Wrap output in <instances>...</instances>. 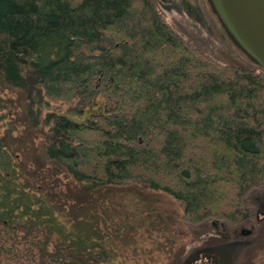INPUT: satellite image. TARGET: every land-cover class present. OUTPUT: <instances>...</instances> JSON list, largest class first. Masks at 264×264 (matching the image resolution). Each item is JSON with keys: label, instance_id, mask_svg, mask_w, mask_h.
Wrapping results in <instances>:
<instances>
[{"label": "trees", "instance_id": "trees-1", "mask_svg": "<svg viewBox=\"0 0 264 264\" xmlns=\"http://www.w3.org/2000/svg\"><path fill=\"white\" fill-rule=\"evenodd\" d=\"M56 101L102 111L34 110ZM0 109V264H109L141 190L187 225L255 220L264 73L215 62L153 0H0Z\"/></svg>", "mask_w": 264, "mask_h": 264}, {"label": "rangeland", "instance_id": "rangeland-1", "mask_svg": "<svg viewBox=\"0 0 264 264\" xmlns=\"http://www.w3.org/2000/svg\"><path fill=\"white\" fill-rule=\"evenodd\" d=\"M153 1L176 30L215 62L259 70L231 40L208 0ZM1 98L12 100L16 95L5 94ZM41 109L34 107L41 111L42 117L63 116L76 124H87L91 114L102 111L97 107L81 111L76 102L60 101ZM8 111L0 109V133L12 119ZM141 191L152 203L124 200L120 218L127 228L123 232L126 241L109 248L112 257L109 264H264V191L250 195L255 220L233 229L213 221L187 225L182 221L181 203L162 193Z\"/></svg>", "mask_w": 264, "mask_h": 264}, {"label": "water", "instance_id": "water-1", "mask_svg": "<svg viewBox=\"0 0 264 264\" xmlns=\"http://www.w3.org/2000/svg\"><path fill=\"white\" fill-rule=\"evenodd\" d=\"M241 52L264 73V0H208Z\"/></svg>", "mask_w": 264, "mask_h": 264}]
</instances>
